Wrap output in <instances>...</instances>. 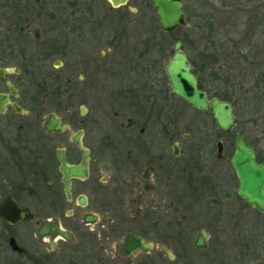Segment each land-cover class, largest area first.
Returning a JSON list of instances; mask_svg holds the SVG:
<instances>
[{"label": "flooded vegetation", "instance_id": "1", "mask_svg": "<svg viewBox=\"0 0 264 264\" xmlns=\"http://www.w3.org/2000/svg\"><path fill=\"white\" fill-rule=\"evenodd\" d=\"M2 4L0 264L174 262L170 224L187 250L196 210L233 199L238 132L229 146L199 134V117L212 111L170 92L163 37L171 33L161 31L152 0ZM215 57L188 60L208 99L233 107L200 80L205 74L232 87V73L223 76L232 66L213 70ZM213 123L221 136L232 134ZM203 230L209 249L208 228L196 238ZM129 235L144 247L125 249Z\"/></svg>", "mask_w": 264, "mask_h": 264}, {"label": "rangeland", "instance_id": "2", "mask_svg": "<svg viewBox=\"0 0 264 264\" xmlns=\"http://www.w3.org/2000/svg\"><path fill=\"white\" fill-rule=\"evenodd\" d=\"M184 4L190 27H180L163 37L169 43L168 51L171 52L174 39L181 37L192 58L197 54H219L213 70L232 66V71L223 73L224 78L232 73V87L205 74L200 80L210 95L232 99L236 126L232 134L221 136L209 113L199 117V134L222 138L229 146L232 136L242 133L264 157V0H184ZM237 181L234 173L231 202L222 207L202 205L196 210V224L188 235L187 250H181L177 242L175 233L180 227L175 222L170 224L168 243L177 259L169 264H264V217L236 199ZM201 228L212 233L206 251L193 246Z\"/></svg>", "mask_w": 264, "mask_h": 264}, {"label": "water", "instance_id": "3", "mask_svg": "<svg viewBox=\"0 0 264 264\" xmlns=\"http://www.w3.org/2000/svg\"><path fill=\"white\" fill-rule=\"evenodd\" d=\"M154 9L157 11L158 21L163 33H172L179 27H190L187 22L182 0H152ZM117 4V2H115ZM188 55L183 51L181 38L174 41L171 50L170 62L166 73L171 84L173 94L191 103L196 110L205 112L212 111L213 121L224 134H230L236 126L237 120L231 103L221 101L218 98L208 99L207 94L198 87V82L193 74V67ZM243 134L237 133L233 137L234 154L231 164L239 182L236 188V197L244 200L252 210L260 212L264 216V162H258L256 150L246 140ZM218 156H223V143L217 142ZM207 232L203 230L196 238V247L206 250ZM125 249L133 251L136 247H144V241L129 235L125 238ZM171 259L174 255L164 247Z\"/></svg>", "mask_w": 264, "mask_h": 264}, {"label": "trees", "instance_id": "4", "mask_svg": "<svg viewBox=\"0 0 264 264\" xmlns=\"http://www.w3.org/2000/svg\"><path fill=\"white\" fill-rule=\"evenodd\" d=\"M218 55H219V54H217V56L215 57L214 62L217 61V57H218ZM223 98H225L226 100H229V101L232 100V99L230 100L229 97H223ZM251 144H252V143H251ZM252 145L255 147V150H256V145H254V144H252ZM257 156H258V159H257V160H259L260 162L264 161V157L262 156L261 152H259L258 150H257Z\"/></svg>", "mask_w": 264, "mask_h": 264}]
</instances>
